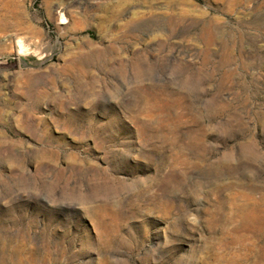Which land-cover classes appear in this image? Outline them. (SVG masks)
<instances>
[{
    "label": "rangeland",
    "instance_id": "rangeland-1",
    "mask_svg": "<svg viewBox=\"0 0 264 264\" xmlns=\"http://www.w3.org/2000/svg\"><path fill=\"white\" fill-rule=\"evenodd\" d=\"M0 264H264V0H0Z\"/></svg>",
    "mask_w": 264,
    "mask_h": 264
}]
</instances>
